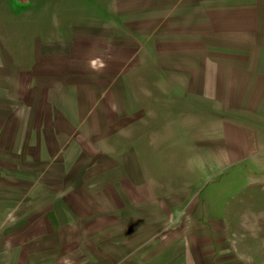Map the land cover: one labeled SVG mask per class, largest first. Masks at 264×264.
Listing matches in <instances>:
<instances>
[{"label":"rangeland","instance_id":"obj_1","mask_svg":"<svg viewBox=\"0 0 264 264\" xmlns=\"http://www.w3.org/2000/svg\"><path fill=\"white\" fill-rule=\"evenodd\" d=\"M190 1L0 0V264H264V163L177 89Z\"/></svg>","mask_w":264,"mask_h":264},{"label":"crops","instance_id":"obj_2","mask_svg":"<svg viewBox=\"0 0 264 264\" xmlns=\"http://www.w3.org/2000/svg\"><path fill=\"white\" fill-rule=\"evenodd\" d=\"M177 7L185 13L174 17L198 27L197 40L216 46L190 57L178 54L194 61L180 68L185 80L177 89L199 109L203 132L213 133L207 137L224 165L245 156L264 163V0L190 1Z\"/></svg>","mask_w":264,"mask_h":264}]
</instances>
